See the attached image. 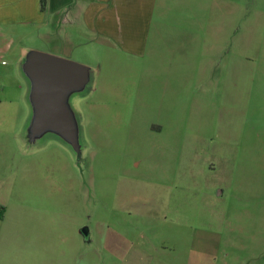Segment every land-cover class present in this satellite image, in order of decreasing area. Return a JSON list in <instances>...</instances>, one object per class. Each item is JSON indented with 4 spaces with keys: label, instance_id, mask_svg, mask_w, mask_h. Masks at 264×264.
Returning a JSON list of instances; mask_svg holds the SVG:
<instances>
[{
    "label": "crops",
    "instance_id": "1",
    "mask_svg": "<svg viewBox=\"0 0 264 264\" xmlns=\"http://www.w3.org/2000/svg\"><path fill=\"white\" fill-rule=\"evenodd\" d=\"M241 10V0H0V204L5 206L0 264H9L14 252L24 255L37 246L45 257L62 262L90 264L104 258L120 264H174L138 254L143 247L137 236L143 233L137 222L143 213L126 211V174L118 179L116 211H33L29 191L42 194L49 166L43 131L32 133L35 107L24 69L32 48L26 35L37 28L45 32L54 20L56 37L63 42L87 38L111 56L136 57L138 100L152 103L153 176L165 183L177 133L183 137L178 148L183 158L201 150L206 158L223 159L239 150L237 125L247 111L263 102L264 113V43L255 33V18L243 17L241 23ZM192 111L201 119L210 113L211 127L193 129ZM136 171L132 195L141 192ZM129 218L133 236L128 235Z\"/></svg>",
    "mask_w": 264,
    "mask_h": 264
},
{
    "label": "rangeland",
    "instance_id": "2",
    "mask_svg": "<svg viewBox=\"0 0 264 264\" xmlns=\"http://www.w3.org/2000/svg\"><path fill=\"white\" fill-rule=\"evenodd\" d=\"M241 1V23L243 17L255 18V33L264 43V0ZM54 23L50 20L45 32L33 29L25 43L31 50L84 63L89 71L84 83L66 93L77 145L57 129L44 128L40 140L49 180L41 195L33 188L29 191L33 211H116L118 179L126 174V211L143 213L137 222L143 233L137 236L143 247L139 255L168 258L174 264H264L263 102L243 116L237 125L242 133L239 150L225 153L223 159L210 154L206 158L201 150L186 152L183 158L178 151L183 137L177 133L169 181L159 183L151 159L152 103L150 98L138 100L136 57L118 52L111 56L92 40L88 44L87 38L63 42L56 37ZM191 117L193 129L200 124L211 127L210 113L201 119L198 111H192ZM135 170L141 192L132 195ZM89 224L97 226L94 219ZM127 227L133 236L130 218ZM8 260L9 264H81L45 257L38 246L24 255L14 252ZM90 264L120 261L101 258Z\"/></svg>",
    "mask_w": 264,
    "mask_h": 264
},
{
    "label": "water",
    "instance_id": "3",
    "mask_svg": "<svg viewBox=\"0 0 264 264\" xmlns=\"http://www.w3.org/2000/svg\"><path fill=\"white\" fill-rule=\"evenodd\" d=\"M24 69L32 83L30 95L35 107L32 133L51 126L72 145H77L66 93L85 82L89 71L87 65L48 51L30 50Z\"/></svg>",
    "mask_w": 264,
    "mask_h": 264
},
{
    "label": "trees",
    "instance_id": "4",
    "mask_svg": "<svg viewBox=\"0 0 264 264\" xmlns=\"http://www.w3.org/2000/svg\"><path fill=\"white\" fill-rule=\"evenodd\" d=\"M4 210H5V206L3 204H0V217L2 216Z\"/></svg>",
    "mask_w": 264,
    "mask_h": 264
},
{
    "label": "built area",
    "instance_id": "5",
    "mask_svg": "<svg viewBox=\"0 0 264 264\" xmlns=\"http://www.w3.org/2000/svg\"><path fill=\"white\" fill-rule=\"evenodd\" d=\"M2 61H4V60H2Z\"/></svg>",
    "mask_w": 264,
    "mask_h": 264
}]
</instances>
